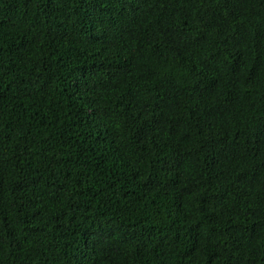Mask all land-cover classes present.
Returning a JSON list of instances; mask_svg holds the SVG:
<instances>
[{"label": "trees", "instance_id": "16d2710c", "mask_svg": "<svg viewBox=\"0 0 264 264\" xmlns=\"http://www.w3.org/2000/svg\"><path fill=\"white\" fill-rule=\"evenodd\" d=\"M0 264H264V0H0Z\"/></svg>", "mask_w": 264, "mask_h": 264}]
</instances>
